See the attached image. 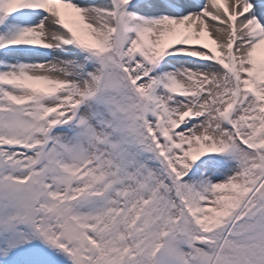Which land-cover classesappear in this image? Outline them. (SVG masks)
I'll list each match as a JSON object with an SVG mask.
<instances>
[{
    "label": "snow or ice",
    "instance_id": "obj_1",
    "mask_svg": "<svg viewBox=\"0 0 264 264\" xmlns=\"http://www.w3.org/2000/svg\"><path fill=\"white\" fill-rule=\"evenodd\" d=\"M0 264H264V0H0Z\"/></svg>",
    "mask_w": 264,
    "mask_h": 264
}]
</instances>
